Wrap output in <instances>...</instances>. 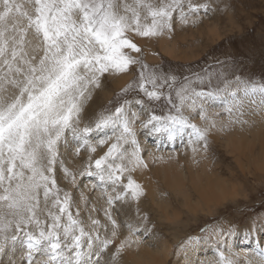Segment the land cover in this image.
<instances>
[{
	"label": "snow or ice",
	"instance_id": "snow-or-ice-1",
	"mask_svg": "<svg viewBox=\"0 0 264 264\" xmlns=\"http://www.w3.org/2000/svg\"><path fill=\"white\" fill-rule=\"evenodd\" d=\"M209 8L207 0L202 4L193 0H0V255L9 240L15 245L18 234L23 233L20 242L27 250L25 264H36L34 252L47 257L43 264H93V244L100 236L89 234L88 251L81 250L84 229L73 218L71 194L62 191L57 178L60 171L75 185L77 174L61 158V146L71 135L76 141L75 155L88 151L89 159L79 175L98 178L105 194L106 186H112L114 195H108L106 201L109 207L129 197L138 201L143 188L131 173L147 167L135 131L140 115L131 110L128 100L101 115L94 126H80L82 113L101 86V77L128 73L134 65L140 66L137 89L149 101H159L164 95L160 89L165 84L171 89L176 78L148 70L133 55L142 52L133 36H161L172 31L174 14L184 24L193 16L199 19L201 11L207 13ZM197 79L203 82V78ZM236 88H242L244 96L264 93V86L258 89L239 78ZM221 92H228L232 101L227 102ZM187 93L188 85L181 86L176 92L178 103H174L169 92L165 98L175 114H150L140 126H151L154 132L169 137L190 130L188 143L196 153L195 145L202 141L207 150L208 132L216 127L202 102L226 101L231 114L238 100L236 91L229 92L227 85L217 92ZM135 103L145 108L143 100ZM185 107L191 111L199 108L200 118L209 126L193 124L183 115ZM93 132L98 136H92ZM105 145L107 150L93 160L91 154ZM105 216L111 238L100 241L104 250L115 242L122 227L107 209ZM65 217L67 222L62 224ZM92 223L108 231L98 220ZM123 227L135 235L132 223ZM130 242L121 241L117 253ZM73 252L75 259L69 254ZM218 264L234 262L221 252Z\"/></svg>",
	"mask_w": 264,
	"mask_h": 264
},
{
	"label": "rangeland",
	"instance_id": "rangeland-1",
	"mask_svg": "<svg viewBox=\"0 0 264 264\" xmlns=\"http://www.w3.org/2000/svg\"><path fill=\"white\" fill-rule=\"evenodd\" d=\"M207 2L209 11H201L199 19L193 16L188 23L182 24L174 14L171 32L165 31L163 35L150 39L133 36L134 42L142 49L141 53L133 55L142 60L148 70L155 71L158 76L176 78L171 89L167 84L160 89L164 95L159 101H149L137 89L140 66L134 65L128 73L101 77V86L94 90L82 113L80 126H94L101 115H107L128 100L131 110L140 115L135 131L147 167L131 173L143 188L138 201L129 197L127 201H116L109 207L106 201L108 195H114L112 186H106L105 194L98 178L79 175L86 167L88 151L82 150L80 155H75L76 141L71 135L68 136L69 142L61 146V158L77 174L75 185L63 178L60 171L57 178L62 191L71 194L73 218L84 229L81 250L88 251L89 234L95 237L99 233L100 236V240L93 244V264H138L141 263L142 251L160 252L158 264H218L221 252L234 264H264L258 256L259 251L264 253V170L260 171L257 164L250 163L252 155L242 158L232 153L228 146L230 141L238 138L245 141V137L249 141H240L238 150L242 146L245 149L253 147L258 153L264 145L263 129L254 137L248 133L255 130L254 116L264 112V93L257 91L244 96L242 88H236L237 78L258 89L264 86V0ZM193 3L202 4L205 0H193ZM174 46L175 53L169 56L166 47ZM198 76L203 78V82L197 79ZM183 85H188L189 96L193 90L217 92L226 85L229 92L236 91L238 103L231 114L225 108L226 101L202 102L208 118L216 121V127L210 128L207 135V150L203 149L202 141L195 145L197 151L193 153V145L188 143L190 130L169 137L167 133L154 132L151 126H140L150 114H175V109L165 97L170 92L173 102L178 103L176 92ZM125 88H129L127 93L122 91ZM221 95L227 97V102L233 99L228 92H221ZM137 100L145 102L144 109L135 103ZM183 115L197 127L209 126L200 118L199 108L191 111L185 107ZM237 131L239 136H236ZM231 135L234 140H231ZM92 136L98 134L93 132ZM92 143L96 141L92 140ZM106 150V145L98 146L97 152L91 154L92 159L99 158ZM162 171L167 176L165 179ZM207 179L218 185L214 188L225 194L226 199L201 194ZM201 196H207L203 203ZM106 209L122 227L115 242L104 250L100 241L111 238ZM93 220H98L108 231L105 227H95ZM66 222L65 217L61 223ZM126 223L136 226L134 236L123 227ZM18 236L16 243L25 249L19 242L24 239L23 233ZM126 239H130V244L117 253L119 243ZM190 239L193 241L191 244L187 243ZM244 251L251 256L250 259L241 254ZM40 254L35 253V256ZM69 254L75 259L74 252ZM13 257L12 261L18 262Z\"/></svg>",
	"mask_w": 264,
	"mask_h": 264
},
{
	"label": "bare ground",
	"instance_id": "bare-ground-1",
	"mask_svg": "<svg viewBox=\"0 0 264 264\" xmlns=\"http://www.w3.org/2000/svg\"><path fill=\"white\" fill-rule=\"evenodd\" d=\"M207 25H208V23L206 24V26ZM216 33H217V31H216ZM162 39L165 40V41L167 40L166 37H163ZM213 40H214V38H213ZM175 46L172 47V48L166 47V50L168 51L167 53H168L169 56L174 55L175 50H176V47ZM177 52H178V50L176 51V53ZM119 85H121V84H119ZM253 119L256 120L254 122L255 124H253L255 130H252V131L248 132L249 134H252V135H250L251 137H254V135L259 130L262 131V129H263V133H264V128H263L264 127V112L256 114ZM237 133H238V135H236V136H239V131H237ZM259 134H260V132H259ZM257 135H258V133H257ZM263 135L264 134H262V137H263ZM255 138H256V136H255ZM255 138H252V140H254ZM245 139L247 140L249 138H246L245 137ZM231 140H234L232 138V135H231ZM246 140L245 141L244 140L242 141V139H239V138L237 140L235 139L236 144H235V141H230L229 140L230 142H229L228 146L231 148L232 153L238 154V156H241L242 158H244V157H250L252 155V160H249L250 163L252 165H256L257 164L260 171L264 170V145L262 144L263 142H261V139H260L259 142H261V144L263 145V148H260V150L258 151V153L255 152V148H253V147L250 148V149H247V148L245 149L244 146H242V148L240 150H238L237 147H238L239 142L242 141V142H245L246 143ZM248 141L249 140H247V142ZM242 145H244V144L242 143ZM239 159H241V158H239ZM246 167H247L248 170H250V168L248 166H246ZM162 176L164 177V179L167 177L166 174L163 171H162ZM174 182H176V180H174ZM205 186H206V188H202L203 190H200V191H202V193H201L202 195H207L209 197H212L213 195H216V196H222L224 199H226V195L225 194H223L218 188H214V186H218V185L217 184L214 185V183L212 181H210L209 179L206 180ZM206 197L201 196V198H200L201 203H203V201H204V199ZM7 244H8V247H7ZM7 244L5 246L4 253L2 255H0V264H25V261L27 260V250L21 248L22 247L21 244H18V243H15V245H13L11 243V241H10V243H7ZM241 254H243L244 256H246L245 258H247V259H250L251 258V256H247L246 255V251L242 252ZM12 256H14L16 258V260H18V262H13L12 261V258H11ZM33 258H34V261L36 262V264H43V261L47 259V257H45L43 254H40L39 256H35V252L33 253ZM140 258H141V261H140L141 263H138V264H158V261L160 260L159 259L160 258V252L151 251V252L146 253V252L142 251L140 253ZM179 262H180V259H179ZM51 264H55V262H51ZM159 264H164V263L159 262Z\"/></svg>",
	"mask_w": 264,
	"mask_h": 264
}]
</instances>
